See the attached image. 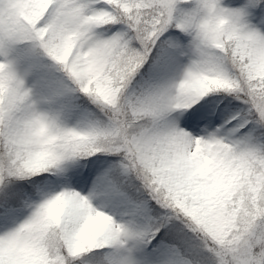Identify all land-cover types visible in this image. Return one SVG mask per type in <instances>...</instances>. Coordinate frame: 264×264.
<instances>
[{
  "label": "snow or ice",
  "instance_id": "obj_1",
  "mask_svg": "<svg viewBox=\"0 0 264 264\" xmlns=\"http://www.w3.org/2000/svg\"><path fill=\"white\" fill-rule=\"evenodd\" d=\"M0 264H264V0H0Z\"/></svg>",
  "mask_w": 264,
  "mask_h": 264
},
{
  "label": "clouds",
  "instance_id": "obj_2",
  "mask_svg": "<svg viewBox=\"0 0 264 264\" xmlns=\"http://www.w3.org/2000/svg\"><path fill=\"white\" fill-rule=\"evenodd\" d=\"M64 51H65L66 56L68 58H71L74 60H78L81 62H88L92 59L91 54H89L87 52L79 51L77 44L73 41L68 42ZM193 151L195 152V149H193ZM219 166H220V172L223 174V176L225 178V182H227V178L230 176L232 171L235 169V162L230 161L227 158H223L221 161H219ZM239 191H240V189H237L238 193H239ZM57 196H59V194H57ZM62 203L63 202L58 199L53 204L52 209H51L53 216H56L59 214V212L61 211V208H62Z\"/></svg>",
  "mask_w": 264,
  "mask_h": 264
},
{
  "label": "rangeland",
  "instance_id": "obj_3",
  "mask_svg": "<svg viewBox=\"0 0 264 264\" xmlns=\"http://www.w3.org/2000/svg\"><path fill=\"white\" fill-rule=\"evenodd\" d=\"M75 122V119L69 121L70 124H74Z\"/></svg>",
  "mask_w": 264,
  "mask_h": 264
}]
</instances>
